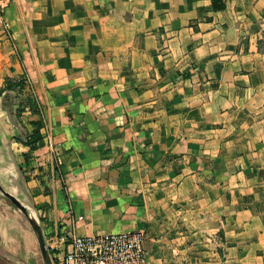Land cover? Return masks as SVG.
<instances>
[{
	"label": "crops",
	"instance_id": "0c3cea01",
	"mask_svg": "<svg viewBox=\"0 0 264 264\" xmlns=\"http://www.w3.org/2000/svg\"><path fill=\"white\" fill-rule=\"evenodd\" d=\"M3 15L0 89L25 74L41 111L18 118L0 93V187L50 259L67 228L142 230L149 264H264V0H8ZM29 216L0 192L1 264H45Z\"/></svg>",
	"mask_w": 264,
	"mask_h": 264
},
{
	"label": "built area",
	"instance_id": "2783aa9c",
	"mask_svg": "<svg viewBox=\"0 0 264 264\" xmlns=\"http://www.w3.org/2000/svg\"><path fill=\"white\" fill-rule=\"evenodd\" d=\"M7 3L8 0H0V36L5 38L8 26L3 11ZM51 177L59 178L55 170L51 171ZM144 240L142 230L82 235L56 228L47 244L53 252L52 264H149Z\"/></svg>",
	"mask_w": 264,
	"mask_h": 264
},
{
	"label": "trees",
	"instance_id": "16d2710c",
	"mask_svg": "<svg viewBox=\"0 0 264 264\" xmlns=\"http://www.w3.org/2000/svg\"><path fill=\"white\" fill-rule=\"evenodd\" d=\"M213 6L214 8H222L224 5H217L213 2ZM0 93H3L5 96L12 95V97L16 99V116L18 118H21L25 111H29L31 114H38L41 111L38 98L25 74L16 78L6 77L3 87L0 89ZM29 124L31 130L26 134L23 140H21V142L28 147V151L23 154L26 160L28 159V154L37 148V143L42 138L40 133V128L42 126L41 122L32 120Z\"/></svg>",
	"mask_w": 264,
	"mask_h": 264
},
{
	"label": "water",
	"instance_id": "95a60500",
	"mask_svg": "<svg viewBox=\"0 0 264 264\" xmlns=\"http://www.w3.org/2000/svg\"><path fill=\"white\" fill-rule=\"evenodd\" d=\"M0 192L2 193V195L7 197L19 210H21L24 214L29 216L28 211H27V207L24 206L22 203H20L14 196H12L9 193H7L6 191H4L1 187H0ZM28 220H29V222H30V224H31L36 236H37L39 247H40V250H41L45 264H52L51 259L48 255V251L45 247L44 240H43V237H42L38 223L34 219H31L30 216L28 217Z\"/></svg>",
	"mask_w": 264,
	"mask_h": 264
},
{
	"label": "rangeland",
	"instance_id": "374dc122",
	"mask_svg": "<svg viewBox=\"0 0 264 264\" xmlns=\"http://www.w3.org/2000/svg\"><path fill=\"white\" fill-rule=\"evenodd\" d=\"M10 208L12 209V207H11V206H10ZM34 250H35V249L33 248V249H32V251H34ZM0 264H1V261H0ZM3 264H5V263H3Z\"/></svg>",
	"mask_w": 264,
	"mask_h": 264
}]
</instances>
